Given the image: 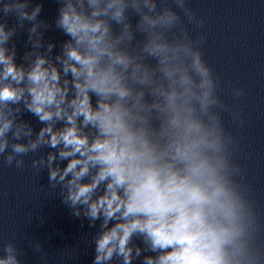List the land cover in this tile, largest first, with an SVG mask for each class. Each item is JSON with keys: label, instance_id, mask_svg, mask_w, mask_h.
Wrapping results in <instances>:
<instances>
[{"label": "clouds", "instance_id": "obj_1", "mask_svg": "<svg viewBox=\"0 0 264 264\" xmlns=\"http://www.w3.org/2000/svg\"><path fill=\"white\" fill-rule=\"evenodd\" d=\"M57 3L53 25L40 19L42 3L0 0L4 164L22 170L24 157H36L30 167L47 170L45 195L96 229L92 264H264V220L222 113L244 120L204 59L205 21L188 0ZM53 27L68 37L55 56L44 39ZM28 248L47 256L39 240ZM19 255L11 239L0 246V264H21Z\"/></svg>", "mask_w": 264, "mask_h": 264}]
</instances>
